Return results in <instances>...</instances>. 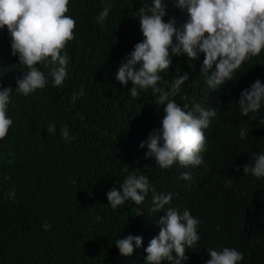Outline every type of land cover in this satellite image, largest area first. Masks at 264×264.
<instances>
[{"label": "trees", "instance_id": "1", "mask_svg": "<svg viewBox=\"0 0 264 264\" xmlns=\"http://www.w3.org/2000/svg\"><path fill=\"white\" fill-rule=\"evenodd\" d=\"M108 2L112 7L102 27L96 17ZM150 4L70 0L67 15L76 20V28L66 49L68 78L58 88L48 77L45 88L27 97L15 91L16 79L27 69L10 54L7 30H0V83L14 89L8 106L13 125L0 140V264H145L144 249L158 235L156 222L164 211L153 212L151 191L142 205L126 202L115 210L106 198L132 171L146 176L156 193L178 194L165 209L190 210L200 221V240L186 249L182 264H205L208 248L223 247L243 254L239 264H264V178L242 169L253 153L264 154V104L248 116L238 105L242 90L256 79L264 83V50L244 61L218 90L210 89L201 74L203 54L194 68L186 56L172 57L171 68L161 73L162 86L187 72L189 80L174 97L176 103L199 104L217 114L204 129V163L183 167L177 162L162 170L154 158H145L147 148L139 144L160 126L163 106L150 90L133 98L131 82L122 86L115 79L120 61L143 39L134 12ZM173 16L177 24L187 19L169 3L165 22ZM40 67L47 75L49 69ZM81 87L85 94L71 102ZM50 123L54 134L47 132ZM65 125L75 139H62ZM242 127L248 129L243 139ZM183 172L191 173V179H181ZM13 189L16 195L10 199ZM44 222L51 225L49 231L42 228ZM128 235L141 236L143 243L125 257L115 241Z\"/></svg>", "mask_w": 264, "mask_h": 264}, {"label": "clouds", "instance_id": "2", "mask_svg": "<svg viewBox=\"0 0 264 264\" xmlns=\"http://www.w3.org/2000/svg\"><path fill=\"white\" fill-rule=\"evenodd\" d=\"M70 0H0V30H7L10 37V54L27 71L16 79L15 91L25 97L43 89L51 77L53 87H62L68 78V43L75 39L76 20L67 15ZM186 14L187 19L177 24L173 16L165 22L168 4ZM112 7L106 3L96 17L102 27ZM139 20L142 41L133 46L119 64L115 79L122 86L131 82L128 92L133 98L140 91L150 90L155 103L163 106L160 126L150 130L147 139L139 144L147 148L145 158H154L156 166L170 169L177 162L183 167H196L204 163L201 153L207 149L204 129L217 114V109L204 108L185 103L180 106L174 97L181 86L189 80L187 72L180 74L170 85L161 75L172 66V57L186 56L190 68L203 54L200 71L206 77V84L218 90L231 81L233 74L242 63L258 56L264 50V0H151L134 12ZM40 65L49 69L47 75ZM14 89L0 83V140L7 137L13 120L8 116V106ZM84 90L74 92L71 102L80 99ZM182 99H187L186 96ZM264 104V83L256 79L240 92L238 105L241 115L257 112ZM198 113V115H197ZM264 123V120L261 121ZM49 134L55 133V124H49ZM61 137L68 141L75 139L65 125ZM248 134L247 127L239 133L241 139ZM252 162L242 166L243 174L256 179L264 178V154L253 153ZM240 167L236 168L239 171ZM181 179L190 180L191 173H181ZM231 182L230 180L228 181ZM154 205L153 212L164 211L156 222L158 235L148 242L144 249L145 264H182L188 259L186 249L195 247L200 240L198 226L190 210L168 207L173 193H156L149 179L144 175L130 172L122 183L106 192L108 205L115 210L126 202L140 206L149 192ZM8 198H14L13 189ZM137 207L136 213H139ZM45 231L51 229L47 222L42 224ZM141 236L128 235L117 239L115 246L121 256H130L135 248L142 246ZM209 258L205 264H239L243 254L231 247L220 250L208 248Z\"/></svg>", "mask_w": 264, "mask_h": 264}]
</instances>
